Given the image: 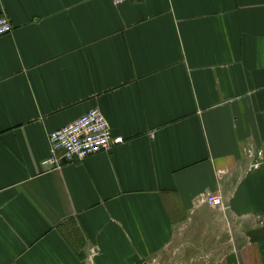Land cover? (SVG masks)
I'll list each match as a JSON object with an SVG mask.
<instances>
[{"label": "crops", "instance_id": "crops-1", "mask_svg": "<svg viewBox=\"0 0 264 264\" xmlns=\"http://www.w3.org/2000/svg\"><path fill=\"white\" fill-rule=\"evenodd\" d=\"M0 17V264H264V0H0ZM91 109L123 143L42 166Z\"/></svg>", "mask_w": 264, "mask_h": 264}, {"label": "built area", "instance_id": "built-area-1", "mask_svg": "<svg viewBox=\"0 0 264 264\" xmlns=\"http://www.w3.org/2000/svg\"><path fill=\"white\" fill-rule=\"evenodd\" d=\"M113 4L127 0H110ZM5 17H0V38L9 34L12 26ZM50 157L42 162V166L51 169L59 168L61 163L83 161L86 158L110 152L112 148L123 143L120 137L111 136V130L106 119L99 110H88L71 124L61 127L47 137ZM204 203L214 209L223 208L220 194H209Z\"/></svg>", "mask_w": 264, "mask_h": 264}]
</instances>
